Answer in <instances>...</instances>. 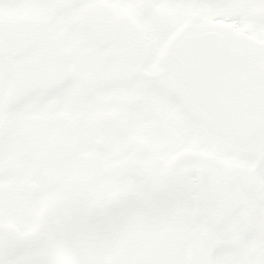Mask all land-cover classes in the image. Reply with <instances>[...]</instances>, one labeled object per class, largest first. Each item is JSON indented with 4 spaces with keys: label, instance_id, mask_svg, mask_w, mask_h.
<instances>
[{
    "label": "snow or ice",
    "instance_id": "obj_1",
    "mask_svg": "<svg viewBox=\"0 0 264 264\" xmlns=\"http://www.w3.org/2000/svg\"><path fill=\"white\" fill-rule=\"evenodd\" d=\"M0 264H264V0H0Z\"/></svg>",
    "mask_w": 264,
    "mask_h": 264
}]
</instances>
